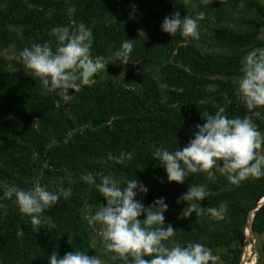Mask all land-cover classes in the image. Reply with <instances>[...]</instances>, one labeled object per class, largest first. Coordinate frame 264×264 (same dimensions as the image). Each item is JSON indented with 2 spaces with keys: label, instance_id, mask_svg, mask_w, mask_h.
<instances>
[{
  "label": "trees",
  "instance_id": "trees-1",
  "mask_svg": "<svg viewBox=\"0 0 264 264\" xmlns=\"http://www.w3.org/2000/svg\"><path fill=\"white\" fill-rule=\"evenodd\" d=\"M175 12L181 19L202 16L199 40L161 31L163 19ZM81 22L93 33V56H111L125 39L134 41V49L127 65L106 66L67 107L57 108L55 93L42 94L21 60L11 69L1 53L14 46L18 56L34 43L54 48L53 28ZM263 35L264 0H0V185L27 190L39 177L49 190L60 180L72 188L68 199L45 212L38 231L14 198L0 199V264H48L52 252L63 257L73 250L102 259L92 249L84 208L94 214L106 201L80 179L89 173L97 182L109 174L142 182L147 206L165 193L164 222L177 231L176 243H203L220 264H242L246 232L264 234V178L233 186L213 170L168 187L152 154L187 146L195 126L220 107L229 118L249 116L264 132V108L249 112L234 79L246 53L264 46ZM122 151L133 158L109 160ZM34 154L49 163L43 175L32 163ZM178 185L185 192L203 185L209 195L201 207L223 208V218H184L187 204L175 200Z\"/></svg>",
  "mask_w": 264,
  "mask_h": 264
},
{
  "label": "clouds",
  "instance_id": "clouds-1",
  "mask_svg": "<svg viewBox=\"0 0 264 264\" xmlns=\"http://www.w3.org/2000/svg\"><path fill=\"white\" fill-rule=\"evenodd\" d=\"M196 18L179 12L166 16L161 31L174 37L177 33L192 40H199L200 29ZM55 40L34 43L24 47L18 56L30 75L40 82L42 94L55 93V107H67L75 94L94 83V77L106 73L110 64L127 65L134 49V41L125 39L111 56H93V33L83 22L74 26H57L51 30ZM240 75L235 77L236 92L249 112L264 108V46L256 47L243 57ZM133 158L131 152L109 156L116 164H124ZM163 168L169 183L183 184L196 173L213 174V170L225 177L233 186L249 179L264 178V132L258 130L253 120L244 117L229 118L220 107L207 115L203 124H197L187 146L169 151L160 147L152 154ZM70 175V174H69ZM80 179L94 187L106 201L88 217L89 224L99 225L103 252L108 260L121 264H220V256L203 243L186 245L174 243L177 231L165 225L168 204L164 198L145 206L137 199L146 195L147 187L131 178L121 180L111 174L103 175L97 182L92 173ZM0 199L12 200L21 214L29 217L33 231H38L45 212L58 201L72 195L71 186L60 180L54 190L43 186L39 177L33 179L27 190L15 185H0ZM209 192L203 185H190L177 203L185 202L184 218L195 214H207L222 219L223 208L201 207ZM144 219L140 220L139 217ZM48 264H105L97 255L73 250L60 257L52 252Z\"/></svg>",
  "mask_w": 264,
  "mask_h": 264
},
{
  "label": "rangeland",
  "instance_id": "rangeland-1",
  "mask_svg": "<svg viewBox=\"0 0 264 264\" xmlns=\"http://www.w3.org/2000/svg\"><path fill=\"white\" fill-rule=\"evenodd\" d=\"M263 37H264V35H263ZM1 56L9 62V67L11 69L16 68L17 67L16 65L18 63H20V59L16 54V49L14 46L5 49L1 53ZM137 67H138V63H136L132 68H134L135 71H138ZM0 131H1V128H0ZM70 137H71V134H69V137L67 139H69ZM54 143H55V141H53V144ZM32 163H35L38 166L40 175H43L45 170L50 169L48 161L47 160H40L38 158L37 154H34L32 156ZM154 177L156 179L159 178L158 176H154ZM162 181L168 187L169 186H171V187L176 186L174 182L169 183L167 179H165V180L163 179ZM178 186H179L178 190L175 191V193L177 195L175 200H178V198L182 194L185 193V190H184L185 186L184 185H178ZM30 187H31V185H29L28 188H30ZM138 196H139L138 200H140L143 203V201H145L144 195H138ZM165 196H166L165 193L162 194L163 198ZM262 203H264V199H263ZM143 204L145 205V203H143ZM145 206H147V205H145ZM92 214H93V211L90 207L84 208V216H85L86 221H88V217ZM139 219L143 220L144 217L141 216V217H139ZM90 226H91V237H92V239H91L92 249L95 252H97L102 257V259H106L107 256L103 252L101 237L99 235L100 227H99V225H92V224H90ZM176 235H177V233H176ZM176 235H175V237H176ZM175 237H174V243H176ZM263 247H264V234L259 236V235H255V234L251 233V231L248 230L246 232V236H245V252H244L242 264H264Z\"/></svg>",
  "mask_w": 264,
  "mask_h": 264
},
{
  "label": "bare ground",
  "instance_id": "bare-ground-1",
  "mask_svg": "<svg viewBox=\"0 0 264 264\" xmlns=\"http://www.w3.org/2000/svg\"><path fill=\"white\" fill-rule=\"evenodd\" d=\"M251 218V217H250ZM243 260V259H242ZM245 260V259H244Z\"/></svg>",
  "mask_w": 264,
  "mask_h": 264
}]
</instances>
